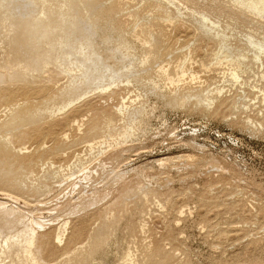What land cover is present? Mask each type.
Returning <instances> with one entry per match:
<instances>
[{"label":"rangeland","instance_id":"obj_1","mask_svg":"<svg viewBox=\"0 0 264 264\" xmlns=\"http://www.w3.org/2000/svg\"><path fill=\"white\" fill-rule=\"evenodd\" d=\"M0 4V264H264V17L234 0H77L73 14L96 26L78 36L113 66L86 81L83 56L48 58L55 25L26 26L50 6L56 19L57 3ZM69 85L83 97L52 118L29 116ZM188 87L211 91L213 105L175 101ZM32 218L44 226L34 262L13 238ZM101 231L106 243L77 258Z\"/></svg>","mask_w":264,"mask_h":264},{"label":"bare ground","instance_id":"obj_2","mask_svg":"<svg viewBox=\"0 0 264 264\" xmlns=\"http://www.w3.org/2000/svg\"><path fill=\"white\" fill-rule=\"evenodd\" d=\"M32 1H36L39 3H42L43 0H32ZM62 2L61 5H58L59 2ZM77 0H50L51 3H57V7L55 8V14H56V19H54V6H50L48 8H44L42 13L39 15V18L34 19V22H32L29 25H26L27 27L30 28L31 31H33L35 34H42L46 31V29L51 25H55V33L58 34L59 39L56 40L54 48L49 51L48 53V58L50 60H57V61H64L67 60L75 55H81L83 56V59H80L78 61H76L77 67L81 70L82 75L84 76L85 80L87 81L89 79L90 76L93 75H97V77L100 79L101 75H102V71L104 68H108V69H112L113 66L108 65L106 63H104L98 56V54L95 51H91V48L93 46L92 42L90 41L88 36H78V34L81 33H85V34H94L96 31V26L94 22H86V21H82L81 18H79V16L75 13V15L73 14V12H75V2ZM237 4L240 5L241 9L245 10V11H249L252 12L253 14H257L260 15L262 17H264V0H234ZM173 3V2H171ZM60 4V3H59ZM1 5V4H0ZM174 7V6H173ZM160 19V18H159ZM162 20V19H161ZM204 20V19H203ZM173 23V22H172ZM214 23V22H213ZM257 25V24H256ZM136 26V25H135ZM204 26V25H203ZM207 29V28H206ZM27 30V29H26ZM200 30V29H199ZM210 30V28H209ZM208 30V31H209ZM219 32V31H218ZM149 35V33H147ZM216 34H220L219 33H215V37ZM222 34V33H221ZM225 36V35H224ZM52 37V36H51ZM227 37V36H226ZM262 37V35H261ZM229 38V36H228ZM110 39V38H109ZM250 39V38H249ZM256 39V38H255ZM136 40V39H135ZM144 41V40H143ZM262 41V40H261ZM193 42V41H192ZM147 43V42H146ZM145 44V43H144ZM148 46V45H147ZM145 46V47H147ZM151 48V47H150ZM149 48V49H150ZM185 48V47H184ZM145 49V48H144ZM155 49V48H154ZM225 49V48H224ZM259 50H262V45L258 44V48ZM222 50V49H221ZM88 51V52H85ZM196 51V50H195ZM151 52V51H150ZM193 52V51H192ZM260 53V51H259ZM148 53H146L147 55ZM253 54V53H252ZM122 55V54H120ZM150 55V54H149ZM185 55V53H184ZM118 56V55H117ZM217 56V54H216ZM219 56V55H218ZM193 57V56H192ZM215 57V56H214ZM78 58V57H77ZM131 58V57H130ZM256 58L260 59V54L256 53ZM38 59V58H37ZM116 59V57H115ZM134 59V58H133ZM184 59V58H183ZM226 59V58H225ZM228 59V58H227ZM242 59V58H241ZM41 60V59H40ZM188 60V57H185L184 61L180 63V67L181 68H185V62ZM218 60V58H217ZM216 60V61H217ZM254 60V59H253ZM132 61V59H131ZM202 61V60H201ZM237 61V60H236ZM235 61V62H236ZM143 62V61H142ZM218 62V61H217ZM222 62V61H221ZM231 62V61H230ZM214 63V62H213ZM28 64V63H27ZM41 61L40 62H35L34 67L38 70L40 67ZM128 64V63H127ZM211 64V63H209ZM123 65V64H122ZM177 65V64H176ZM212 65V64H211ZM20 67V66H19ZM179 67V68H180ZM249 67V66H247ZM163 69V68H162ZM186 69V68H185ZM179 70V69H178ZM191 70V69H190ZM31 72V71H30ZM180 72V70H179ZM186 72V71H185ZM188 72V71H187ZM193 72V71H192ZM191 73V72H190ZM105 74V73H104ZM103 74V75H104ZM119 74L118 71H116L115 69H113V74H112V79H114L117 75ZM174 74V73H173ZM178 74V73H177ZM189 73H187L188 75ZM165 75L169 76V74L165 71ZM176 75V74H175ZM184 73V69H183V77L185 78L187 76ZM261 75V74H260ZM28 76V75H27ZM233 76L235 78L238 79V75L235 72L233 74ZM263 76V75H262ZM104 77V76H103ZM110 77V76H109ZM181 77V76H180ZM192 79L191 80H195L197 77L196 75H194V73L191 75ZM224 77V76H223ZM186 79V78H185ZM264 79V78H263ZM129 80V79H128ZM201 80V79H200ZM241 80V79H240ZM103 82V81H102ZM14 83V82H13ZM129 83V81H128ZM193 83V82H192ZM194 83H196L194 81ZM193 83V84H194ZM242 83H243V79H242ZM245 83V82H244ZM176 84V83H175ZM37 86V84H35ZM99 85V84H98ZM237 85V83H236ZM32 86V85H31ZM33 86V87H36ZM163 86V85H162ZM184 87V86H183ZM99 88V87H98ZM104 88V87H103ZM253 88V87H252ZM259 88V87H258ZM97 89V88H96ZM90 90V89H89ZM93 90V89H92ZM95 90V89H94ZM101 90V88H100ZM74 91H76L75 86L73 85H69L67 87H64L63 90H61L60 93L58 94H54L50 97L49 102L41 107H35L32 108L29 112V116L31 118H42L44 116H49V118L56 116L57 114L64 112V110L67 107L72 106L76 101H78L81 96H78L76 98H72L71 94L74 93ZM138 91V90H137ZM176 96L174 98L175 101L181 103V104H185L188 101H191L192 99H195V102L197 104H201V105H205L208 106V108L210 107V104L214 102L215 98H212V93L209 90H203L201 88L198 87H188L185 88L183 90H176ZM221 92V91H220ZM84 94V93H83ZM218 95V94H217ZM83 97V96H82ZM67 98L68 100L65 101L64 99ZM123 100V99H122ZM127 100H129L127 98ZM174 101V102H175ZM128 106H127V101L126 99L123 100V102L121 103V106L119 108H117V111L120 114H124L125 111L127 110ZM6 109H8L9 111L11 110L10 106H6ZM12 112V111H11ZM137 112V111H136ZM119 116V115H118ZM3 119V118H2ZM117 119V118H116ZM119 119V118H118ZM109 123H113V118H109L108 119ZM72 124V123H71ZM73 124H77L78 125V120L74 119L73 120ZM82 124V122L80 123ZM82 125H80L81 127ZM78 128V127H77ZM80 130V129H79ZM82 132V131H80ZM133 133V132H132ZM67 135V133H66ZM132 134L130 133V129H124L123 134L121 135L122 140L123 139H127V137H130ZM2 138V136H0ZM9 137V136H8ZM8 137H3L5 142H8L9 144H12L9 140ZM112 137V136H110ZM67 139V138H66ZM96 140V139H95ZM95 140L93 142H91L90 144H87V146H89L90 150H92L94 148V144H95ZM107 140H103L101 143H106ZM111 142V141H110ZM119 143V142H118ZM3 146V144H2ZM8 147V146H7ZM56 147V146H55ZM111 147V145H110ZM23 148H19L18 151H22ZM27 151V149H25ZM83 151V150H82ZM90 152V151H89ZM78 155V154H76ZM76 157V156H75ZM79 161L78 164H80V160L82 161V159H84L82 157V159H80V156L77 157ZM76 158V160H77ZM86 158V157H85ZM83 163V161H82ZM46 164V163H45ZM85 164V161H84ZM82 164V168L85 167V165ZM72 165V164H71ZM73 166H76V164ZM77 167V166H76ZM65 167L60 166L59 170H55L56 174L51 175L52 177H56L58 178L60 176V170H62ZM72 169V168H71ZM75 169V168H74ZM86 169V167L84 169H82V171H84ZM80 170V169H79ZM23 171V169H22ZM54 171V173H55ZM70 171V169H69ZM46 174H48L45 171ZM63 173V172H62ZM34 174V173H33ZM32 174V175H33ZM53 174V171H52ZM70 174V173H68ZM67 174V175H68ZM45 175V174H44ZM49 175V174H48ZM66 175V176H67ZM50 177V176H49ZM52 177H50L52 179ZM53 177V179H54ZM27 178L26 174H23V172H19L16 179V183L20 184V185H24L25 183V179ZM43 178V177H42ZM65 179H67L66 177H64ZM63 178V180H64ZM37 183V182H36ZM32 186V185H30ZM40 186V185H39ZM48 187V186H46ZM45 187V189H46ZM40 188V187H36ZM44 190V188H43ZM42 189L41 191L44 192ZM0 199L2 200H7L9 201V199L7 198V196L1 197ZM23 200V198H22ZM25 201V200H24ZM26 202V201H25ZM14 207H17L16 205ZM32 212V211H31ZM33 213V212H32ZM35 215V214H34ZM32 217V216H31ZM35 216H33L34 218ZM32 218V222L29 224V226L24 227L22 229V234L19 235H15V238L17 237V243L19 246H21L22 251L24 253H26V256L28 258H30L31 260L29 261H33L36 258L34 251H33V246L36 244L37 240L39 238H41V236H43V233H40V227H44L42 224L34 221V219ZM29 222V221H28ZM111 222V221H110ZM68 224L69 222H63L62 224H60L59 226H57V228H55L54 233H53V237L54 240L57 243H62L65 239V235L68 231ZM143 227V226H142ZM110 228V227H109ZM111 229V228H110ZM143 231V230H142ZM83 232V230H81L80 228H77L76 230V234L77 236L81 235V233ZM102 232V231H101ZM98 233V234H91V236L89 237V241L88 243L83 246H81L78 250V254H77V258H81L84 254L87 253V251L89 249H96L98 247H100V245H103V243H106L107 240V235L104 233ZM110 232V231H109ZM79 234V235H78ZM90 234V233H89ZM8 239V237H7ZM10 239V238H9ZM12 239V238H11ZM10 239V240H11ZM87 242V241H86ZM108 242V241H107ZM6 243V241H5ZM9 243V242H8ZM13 243H15L13 241ZM7 245V243H6ZM17 245V244H16ZM5 248V246H3ZM7 249H10V245H8V247H6ZM3 249V248H2ZM4 251V250H3ZM7 251V250H5ZM18 251V250H17ZM96 251V250H94ZM0 253H2V251L0 250ZM75 253V252H74ZM4 254V253H3ZM20 254V251H19ZM67 254V253H66ZM65 254V255H66ZM2 255V254H1ZM63 255V256H65ZM69 256V255H68ZM71 257V256H70ZM127 257V261L131 262L130 259V254L126 255ZM76 258V259H77ZM73 259V257H72ZM68 260V258H67ZM64 262V261H63ZM71 262V261H70ZM135 262V261H134ZM137 262V261H136ZM57 263V262H56ZM62 263V261H61ZM3 264V263H2ZM63 264V263H62ZM66 264V263H65ZM138 264V263H137Z\"/></svg>","mask_w":264,"mask_h":264}]
</instances>
